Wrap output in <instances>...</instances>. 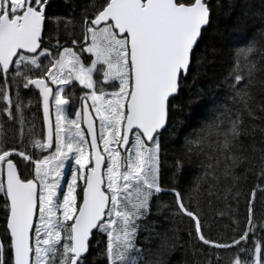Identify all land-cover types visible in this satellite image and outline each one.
I'll list each match as a JSON object with an SVG mask.
<instances>
[{
    "label": "snow or ice",
    "instance_id": "obj_1",
    "mask_svg": "<svg viewBox=\"0 0 264 264\" xmlns=\"http://www.w3.org/2000/svg\"><path fill=\"white\" fill-rule=\"evenodd\" d=\"M50 6V0H0L2 112L19 124L23 143L24 109L31 101L24 103L21 89L32 88L42 99L47 127L44 139L30 138L25 150L9 149L0 141V197L12 254L5 257L0 239V264H87L96 233L106 237L101 255L107 264H141L132 255L143 251L136 247L137 221L150 214L153 198L168 191L177 208L172 214L192 221L189 236L194 232L210 248H235L231 264H264V220L253 215L255 190L244 231L231 243H221L205 235L198 205L186 206L180 191L163 186L160 138L169 130L174 102L187 79L209 55L201 44L212 24L210 0H103L91 12L87 7L81 11L79 20L74 12L50 14ZM61 33L71 47L60 43ZM255 52V41L237 49L225 79L233 100L245 107L254 99L250 90L258 67L250 57ZM77 83L87 91L78 98L75 119L69 120L72 93L66 91ZM216 111L219 115L194 134L198 139L189 141L199 146L215 138L218 154L208 157L214 162L194 190L209 176L217 182L223 177L231 181L225 198L238 202L236 168L247 159L240 148L243 122L224 106ZM54 144L55 151L42 158L28 154H42ZM66 168L71 169L67 182ZM175 168L179 175L183 165L177 161ZM259 177L264 179V162ZM160 237L156 259L144 264H165L164 257L175 248L174 236L165 232Z\"/></svg>",
    "mask_w": 264,
    "mask_h": 264
},
{
    "label": "trees",
    "instance_id": "obj_2",
    "mask_svg": "<svg viewBox=\"0 0 264 264\" xmlns=\"http://www.w3.org/2000/svg\"><path fill=\"white\" fill-rule=\"evenodd\" d=\"M50 3V14L64 16L74 12L79 20L81 11L87 7L91 12L92 6H98L103 0H50ZM210 3L213 6L212 24L201 44L202 49H208L209 55L203 67L193 70L187 79V87L174 102L175 110L169 130L163 132L160 138L162 181L164 187H175L181 192L186 206L197 208L198 205L202 230L209 239L231 243L244 231L253 190L256 191L252 202L254 218L264 220V192L260 190L264 189V179L259 177L264 162V0H210ZM76 35L79 36V28L76 29ZM250 41H255L256 52L250 58L256 62L258 71L250 90L254 99L245 107L240 100H233L225 79L233 66L234 53ZM51 43H56L54 35ZM60 43L71 47L63 33ZM221 106L231 110L232 117L238 116L243 122L240 148L247 159L236 168L239 177L236 188L241 194L238 202L231 196L225 198V188L231 181H225L223 177L217 182L209 176L207 181L200 182L198 190H194L197 179L204 175L207 165L214 162L218 154L214 151L215 138L199 146L189 141L198 139L194 134L219 115L216 109ZM2 109L3 103H0L1 115ZM4 130L5 138H11V143L5 145L7 148H29L27 142L21 145L16 140L15 126L4 123ZM28 153L34 158L44 155L39 154L38 150ZM209 156L214 158L213 161H209ZM177 161L183 165L179 175L175 174ZM189 197L192 198L191 203ZM3 203L0 197V239L5 243V257L8 258L12 254L7 250ZM176 211L174 195L169 191L164 192L158 198H153L150 214L137 221L139 229L136 241L143 250L141 264L156 259L161 243L160 234L165 232L174 236L176 245L164 257L165 264H208L209 261L211 264H231L235 248L214 249L198 242L194 232L192 236L188 234L192 231V221L183 215H173ZM97 240L103 243V236L98 233L94 235L88 256L89 264H96L91 252L97 249ZM217 257H220L219 261Z\"/></svg>",
    "mask_w": 264,
    "mask_h": 264
},
{
    "label": "rangeland",
    "instance_id": "obj_3",
    "mask_svg": "<svg viewBox=\"0 0 264 264\" xmlns=\"http://www.w3.org/2000/svg\"><path fill=\"white\" fill-rule=\"evenodd\" d=\"M86 58L87 60L89 61V58H88V54L86 53ZM90 62V61H89ZM97 78H99V73H97ZM107 91H112L114 90V88H107L106 89ZM87 90L86 89H82V87L77 83L75 88H71L69 90L66 91V95L68 94V92H71L72 93V98H71V101H70V106L67 108L66 110V114L68 116V119L71 120V119H75V112L80 110L81 108V101L78 99L79 97L83 96L84 93L86 92ZM89 104H91V101L89 100L88 101ZM36 106V105H35ZM53 107V120H55V110H54V105H52ZM40 109L37 110V113L39 115V112ZM92 111L94 112V109H92ZM96 121H97V127L99 126V120L98 118H96ZM39 122H41L39 120ZM81 127L84 128V125H83V121H82V124H81ZM39 128H42L41 125H39ZM3 140V134H0V141ZM101 143V147H102V142ZM49 154H51L52 152L55 151V144L53 145V148L48 150ZM71 178V169L70 168H66L65 169V176H64V181L67 182L69 181ZM62 187L65 189L66 191V183H62ZM105 244H106V237H103V243H100L99 247H97V249H94L91 253H92V256L91 257H94V260L96 262V264H107V261L106 259L101 255V250L105 247ZM136 247L138 249H141L137 244H136ZM141 254H137V253H133L132 255L134 256H139V258L141 257ZM102 260V261H100ZM99 261V262H97ZM90 262L88 261L87 264H89Z\"/></svg>",
    "mask_w": 264,
    "mask_h": 264
},
{
    "label": "water",
    "instance_id": "obj_4",
    "mask_svg": "<svg viewBox=\"0 0 264 264\" xmlns=\"http://www.w3.org/2000/svg\"><path fill=\"white\" fill-rule=\"evenodd\" d=\"M89 111H90V109H89ZM50 114H51V112H50ZM84 125H85V128L87 127V125H86V122H84ZM99 142V141H98ZM94 232H95V230H94Z\"/></svg>",
    "mask_w": 264,
    "mask_h": 264
},
{
    "label": "bare ground",
    "instance_id": "obj_5",
    "mask_svg": "<svg viewBox=\"0 0 264 264\" xmlns=\"http://www.w3.org/2000/svg\"><path fill=\"white\" fill-rule=\"evenodd\" d=\"M233 50V49H232ZM183 123V122H182ZM174 126V125H173ZM183 133V132H182ZM182 139V138H181ZM20 144V143H19ZM148 239V238H147ZM146 240V239H145Z\"/></svg>",
    "mask_w": 264,
    "mask_h": 264
}]
</instances>
